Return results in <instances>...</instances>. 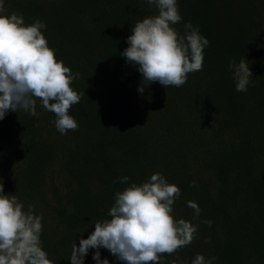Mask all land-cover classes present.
Wrapping results in <instances>:
<instances>
[{
  "label": "trees",
  "instance_id": "obj_1",
  "mask_svg": "<svg viewBox=\"0 0 264 264\" xmlns=\"http://www.w3.org/2000/svg\"><path fill=\"white\" fill-rule=\"evenodd\" d=\"M6 14L42 29L69 66L81 100L78 128L61 134L37 101V116L0 120V183L42 219L41 243L53 264H72L74 243L109 219L115 194L161 173L181 189L175 219L197 226L193 241L161 264H264V0H177L184 24L209 44L203 69L181 87L159 82L138 91L137 66L120 55L132 27L157 14L146 0H3ZM247 59L246 92L229 62ZM129 177L124 183L121 178ZM195 181V185H193ZM195 201L200 215L188 207ZM205 221H211V225ZM101 259L124 264L107 249ZM89 249L84 264H96Z\"/></svg>",
  "mask_w": 264,
  "mask_h": 264
},
{
  "label": "clouds",
  "instance_id": "obj_2",
  "mask_svg": "<svg viewBox=\"0 0 264 264\" xmlns=\"http://www.w3.org/2000/svg\"><path fill=\"white\" fill-rule=\"evenodd\" d=\"M157 14L137 21L127 37L128 47L120 55L137 66L142 76L138 91L159 82L162 86L181 87L190 73L203 69V50L209 44L198 27L189 21L181 35L174 27L182 21L177 0H146ZM40 20L25 23L18 13L6 14L0 0V120L9 111H24L37 116L36 105L52 112L56 129L61 134L74 131L78 122L70 114L81 100L72 82L69 66L58 60L48 44ZM237 92H246L252 72L247 59L229 62ZM127 183L128 176L121 178ZM195 185V181H193ZM181 189L154 173L142 183L132 182L115 194L109 219L96 221L94 231L79 244L72 245V264H84L89 249H96V264H110L101 259L99 249H107L124 264H161V257L172 255L189 245L197 226L183 218L175 219L173 205ZM188 207L199 216L195 201ZM209 226L211 221H205ZM42 219L34 208L25 209L15 194H5L0 183V264H53L41 243ZM191 264H212L197 254Z\"/></svg>",
  "mask_w": 264,
  "mask_h": 264
}]
</instances>
